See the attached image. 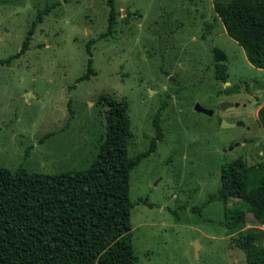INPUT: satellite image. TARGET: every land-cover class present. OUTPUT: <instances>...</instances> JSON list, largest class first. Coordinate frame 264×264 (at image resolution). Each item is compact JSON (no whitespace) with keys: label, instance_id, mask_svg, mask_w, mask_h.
Listing matches in <instances>:
<instances>
[{"label":"rangeland","instance_id":"374dc122","mask_svg":"<svg viewBox=\"0 0 264 264\" xmlns=\"http://www.w3.org/2000/svg\"><path fill=\"white\" fill-rule=\"evenodd\" d=\"M113 7L112 34L101 37L109 0H0V166L89 168L105 132L99 95L125 98L128 154L150 150L129 176L137 264H247L231 236L264 224L218 191L225 163L238 155L248 165L264 162V69L227 34L214 0H114ZM39 12L28 50L13 57ZM91 39L96 73L79 80ZM255 98L261 104L251 107ZM221 99L240 105L222 109ZM197 101L214 113L196 111ZM236 118L248 131L223 126ZM237 138L246 144L229 150ZM226 207L246 215L231 221Z\"/></svg>","mask_w":264,"mask_h":264},{"label":"trees","instance_id":"16d2710c","mask_svg":"<svg viewBox=\"0 0 264 264\" xmlns=\"http://www.w3.org/2000/svg\"><path fill=\"white\" fill-rule=\"evenodd\" d=\"M109 3V25L101 37L110 36L115 24L114 0ZM214 6L248 62L264 69V0H214ZM42 19L39 12L13 57L28 50ZM93 42H88L89 69L79 80L96 73ZM219 52L216 58L222 59ZM98 102L107 106L105 132L89 168L51 174L0 166V264H137L129 176L150 150L128 154L133 131L125 98L102 93ZM259 117L264 126V102ZM154 121L161 136L158 117ZM221 180L218 195L226 203L238 199L264 224V162L248 165L242 157L235 158L222 166ZM226 208L231 221L246 215ZM231 237L247 264H264V228L252 227Z\"/></svg>","mask_w":264,"mask_h":264},{"label":"water","instance_id":"95a60500","mask_svg":"<svg viewBox=\"0 0 264 264\" xmlns=\"http://www.w3.org/2000/svg\"><path fill=\"white\" fill-rule=\"evenodd\" d=\"M233 105H238V102H226V101H223L222 99L220 100V107L222 109H225L227 106H233ZM194 109L198 112H202V113H205L207 115H212L214 113V109L213 108H208V107H205L204 105H202L200 102H195V105H194ZM242 122H238V123H235V122H227L225 120H222V124L223 126H227V127H232V126H235L237 124H240Z\"/></svg>","mask_w":264,"mask_h":264},{"label":"flooded vegetation","instance_id":"af4514ba","mask_svg":"<svg viewBox=\"0 0 264 264\" xmlns=\"http://www.w3.org/2000/svg\"><path fill=\"white\" fill-rule=\"evenodd\" d=\"M255 102H254V105H251V107L252 106H257V105H260L261 103H259V100H258V98H255ZM235 102H238V101H235ZM235 102H233V103H235ZM239 105H240V102H238V105L236 106V105H233L234 106V108L236 107H239ZM230 108H232V106H229ZM242 122V123H240V124H237V125H242L244 128H245V130H247L246 128H249L250 126L249 125H246V124H244V121L243 120H240V119H238V118H236V119H234V121L233 122H235V123H238V122ZM236 126V125H235ZM248 131V130H247ZM242 135V137L243 138H245V137H248V136H246V135H244V132L241 134ZM239 137V136H238ZM233 139H235V138H233ZM240 138H237L236 140H234V142H233V144H232V146H230V148H229V150H231L232 149V147H242V146H244L245 144H246V142H247V140L246 139H241V140H239ZM245 148V147H244ZM245 150H246V148H245ZM245 155V154H244ZM251 155H253L252 154V152L250 151V150H248V152H247V156H251ZM240 158V157H242L243 159H244V157L243 156H241V155H238L236 158Z\"/></svg>","mask_w":264,"mask_h":264}]
</instances>
